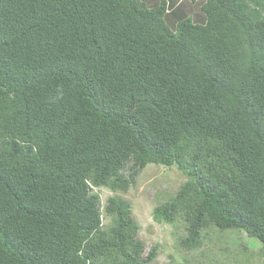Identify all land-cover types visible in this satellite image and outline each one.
Here are the masks:
<instances>
[{
    "label": "trees",
    "instance_id": "trees-1",
    "mask_svg": "<svg viewBox=\"0 0 264 264\" xmlns=\"http://www.w3.org/2000/svg\"><path fill=\"white\" fill-rule=\"evenodd\" d=\"M149 165L186 177L153 209L182 248L264 257V0H0V264L154 263Z\"/></svg>",
    "mask_w": 264,
    "mask_h": 264
},
{
    "label": "rangeland",
    "instance_id": "rangeland-1",
    "mask_svg": "<svg viewBox=\"0 0 264 264\" xmlns=\"http://www.w3.org/2000/svg\"><path fill=\"white\" fill-rule=\"evenodd\" d=\"M185 181L186 177L176 167L149 165L140 174L137 185L123 194L132 204L133 216L140 225L139 237L147 252L159 247V256L152 264H264L260 242L244 232L212 230L207 232L201 248L188 251L180 246L186 233L183 225L172 227L153 220V209L173 196ZM99 193L103 203L113 194L107 189ZM244 253L251 257L248 259Z\"/></svg>",
    "mask_w": 264,
    "mask_h": 264
}]
</instances>
